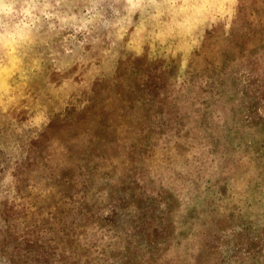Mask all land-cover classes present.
<instances>
[{
  "label": "rangeland",
  "instance_id": "obj_1",
  "mask_svg": "<svg viewBox=\"0 0 264 264\" xmlns=\"http://www.w3.org/2000/svg\"><path fill=\"white\" fill-rule=\"evenodd\" d=\"M0 264H264V0H0Z\"/></svg>",
  "mask_w": 264,
  "mask_h": 264
}]
</instances>
